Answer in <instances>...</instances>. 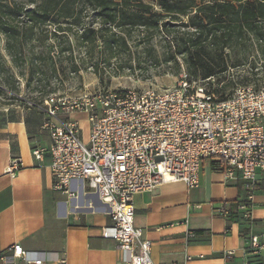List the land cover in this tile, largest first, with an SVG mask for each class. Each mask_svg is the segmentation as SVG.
<instances>
[{"label": "built area", "instance_id": "2783aa9c", "mask_svg": "<svg viewBox=\"0 0 264 264\" xmlns=\"http://www.w3.org/2000/svg\"><path fill=\"white\" fill-rule=\"evenodd\" d=\"M50 102L35 106L46 115L43 127L51 144L34 148L32 154L41 160L48 152L56 189L68 192L71 181H82L108 205L111 224L102 227V235L117 242L124 264H153L151 243L134 224V194L168 181L196 187L204 160L244 182L247 197L236 210L251 220L257 176L264 175V84L237 86L219 98L183 71L171 87L98 90ZM74 111L86 114V140L78 122L66 116ZM20 165L18 158L11 159L9 171ZM231 208L224 203L215 213L228 218ZM193 235L188 231L187 237ZM261 247L259 237L252 235L246 254L255 255ZM49 261L66 264L57 251L27 250L16 243L0 254V264Z\"/></svg>", "mask_w": 264, "mask_h": 264}, {"label": "crops", "instance_id": "0c3cea01", "mask_svg": "<svg viewBox=\"0 0 264 264\" xmlns=\"http://www.w3.org/2000/svg\"><path fill=\"white\" fill-rule=\"evenodd\" d=\"M45 119L35 107H0V254L16 243L27 250L57 251L66 264H124L117 242L102 235V227L111 224L108 205L82 181H71L68 192L56 189L48 152L34 158V148L51 144ZM13 158L21 165L10 172ZM257 178L250 221L215 213L224 203L246 200L247 188L214 169L210 160L202 162L196 187L168 181L134 194V224L151 243L153 264H264V175ZM188 231L194 235L187 237ZM252 235L262 246L255 255L246 254ZM231 249L234 254L225 257Z\"/></svg>", "mask_w": 264, "mask_h": 264}, {"label": "trees", "instance_id": "16d2710c", "mask_svg": "<svg viewBox=\"0 0 264 264\" xmlns=\"http://www.w3.org/2000/svg\"><path fill=\"white\" fill-rule=\"evenodd\" d=\"M156 5L144 0H0V35L19 65L25 45L44 31L46 36L61 32L69 43L72 37L81 46L100 44L110 59L141 28L150 38L164 36L173 49L165 60L179 56L190 74L202 78L228 69L226 50L245 54L247 44L264 43V0H156ZM229 85L212 91L224 98ZM242 202L231 204L228 220L248 221L236 210Z\"/></svg>", "mask_w": 264, "mask_h": 264}, {"label": "rangeland", "instance_id": "374dc122", "mask_svg": "<svg viewBox=\"0 0 264 264\" xmlns=\"http://www.w3.org/2000/svg\"><path fill=\"white\" fill-rule=\"evenodd\" d=\"M144 1L158 8L156 0ZM69 40L70 43L61 32L56 35L48 32L46 36L44 31L40 39L25 45L17 65L7 53L5 39L0 35L1 107L44 106L51 103L50 98L74 97L98 90L162 89L173 86L183 71L191 81L210 90L230 83L224 90L225 95L237 86L264 84V43L247 44L245 54L226 50L228 69L217 76L202 78L190 74L179 56L176 61L165 60L173 49L161 33L150 38L141 28L134 29L127 39V48L110 59L100 44L81 46L72 37ZM218 80L221 81L218 83ZM72 113L70 117L78 120L85 140L88 133L85 114Z\"/></svg>", "mask_w": 264, "mask_h": 264}]
</instances>
